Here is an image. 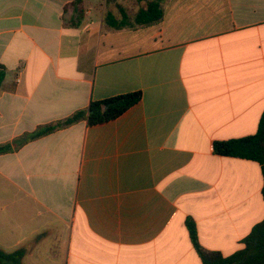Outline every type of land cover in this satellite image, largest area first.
Masks as SVG:
<instances>
[{"label":"crops","instance_id":"1","mask_svg":"<svg viewBox=\"0 0 264 264\" xmlns=\"http://www.w3.org/2000/svg\"><path fill=\"white\" fill-rule=\"evenodd\" d=\"M0 0V144L91 101L114 120L0 154V249L20 264H202L264 219L260 163L213 153L264 111V0ZM128 17L123 28L107 24ZM78 26H74V24Z\"/></svg>","mask_w":264,"mask_h":264},{"label":"trees","instance_id":"2","mask_svg":"<svg viewBox=\"0 0 264 264\" xmlns=\"http://www.w3.org/2000/svg\"><path fill=\"white\" fill-rule=\"evenodd\" d=\"M81 2L82 0H73L70 3L78 19H81L83 14L82 9L78 7ZM161 16L159 0H155L148 2L145 8L139 9L134 20L137 24H148L158 21ZM127 20L126 15L120 22H117L110 14L107 15V24L113 28L127 26ZM74 26H78V24L76 23ZM4 76L5 67L0 65V84ZM140 98V92H133L104 100L91 101L87 107L78 109L62 119L40 124L33 131L25 132L10 142L0 144V154L12 152L30 141L68 128L80 121H85L88 126H92L114 120L136 104ZM213 153L260 163L263 173L262 195L264 199V111L255 134L236 139L216 140L213 142ZM185 225L202 264H264V219L242 239L243 248L229 256H223L217 251H210L202 247L197 238L195 224L191 219H187ZM22 255V250L7 253L0 249V264H20Z\"/></svg>","mask_w":264,"mask_h":264}]
</instances>
